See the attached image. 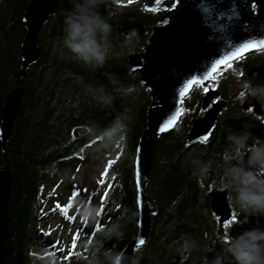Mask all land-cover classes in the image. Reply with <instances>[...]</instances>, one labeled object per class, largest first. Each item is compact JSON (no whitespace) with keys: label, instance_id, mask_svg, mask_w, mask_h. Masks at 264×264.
<instances>
[{"label":"trees","instance_id":"16d2710c","mask_svg":"<svg viewBox=\"0 0 264 264\" xmlns=\"http://www.w3.org/2000/svg\"><path fill=\"white\" fill-rule=\"evenodd\" d=\"M27 3L28 0H0V121L7 95L21 85L24 88L21 108L5 147L0 138V169L8 164L12 174L6 264H46L45 260L55 264H108L103 253L119 252L136 231L134 161L151 101L147 87L140 83L141 76L129 73L127 51L136 48L139 38L125 44L124 33L118 27L139 21L151 34L161 23L160 16L144 11L143 0H104L99 11L112 25V54L102 67H93L74 61L63 47L64 14L71 2L59 0L56 13L38 35L41 58L23 76ZM239 72L243 75H237ZM114 80L118 83L113 84ZM216 81L214 86L226 106L211 138L187 145L191 121L201 115L203 91L197 86L191 95L197 97L196 111L189 122L179 123L175 130L162 135L153 151L147 197L159 211L152 218L147 242L135 253L139 264H209L214 253L225 247V237L246 228L264 227V216L249 217L235 207V224L228 229L219 227L210 210L208 194L211 186L222 188V153L228 132L250 131L264 136V119L242 108V95H233L236 83L264 84V50L243 57L237 69L224 71ZM127 84L130 87L125 89ZM242 93L247 92L243 89ZM101 96H110L111 104L102 103ZM117 115L124 118L127 130L123 141L114 143L117 157L108 164V171L113 169L114 174L103 192L102 211L93 232L83 241L77 234L67 247L50 246L43 223L47 206L56 201L48 184L56 185L65 167L85 162L88 150L103 142L99 132ZM88 127L93 128V133L87 131ZM78 129L85 130L82 137L75 136ZM193 159L207 164V173L201 174ZM114 192L123 193L121 205L103 220L107 201ZM114 224L120 225V239L105 236ZM185 240L192 245L188 252L180 251ZM99 245L101 250L94 258L93 246Z\"/></svg>","mask_w":264,"mask_h":264},{"label":"water","instance_id":"95a60500","mask_svg":"<svg viewBox=\"0 0 264 264\" xmlns=\"http://www.w3.org/2000/svg\"><path fill=\"white\" fill-rule=\"evenodd\" d=\"M161 2L144 0L143 9L153 12ZM58 6L59 0H28L23 19L27 28L22 50L23 76H26L27 68L41 58L38 35ZM158 14L161 21L167 22L154 27L150 36L146 34L145 25L139 21L118 27L125 34L132 29L137 31L138 46L144 47V50L127 52L129 73L140 75V83L147 87L151 95L146 128L140 136L134 161L136 231L120 250L127 257H134L141 247L138 243L140 239L147 242L152 230V218L159 211L158 205L152 203L146 194L152 154L159 138L175 129L182 114L167 131L161 132L160 128L178 108H182L181 100L184 101L194 87L184 97L180 96V91L188 80L201 79L215 60L236 46L264 40V0H174L172 7L158 10ZM262 49L250 50L245 55ZM208 83L205 81L200 85L208 89L201 100V109L207 112L192 121L187 135L189 146L202 141L204 136L211 138L218 115L225 106L224 100L210 106L219 97V90ZM23 93L21 85L6 97L0 121V138L4 147L12 135ZM243 107H252L255 114L264 116V105L250 95L244 100ZM84 133L85 130H79L76 136L81 137ZM11 183L12 174L9 165L5 164L0 169V264H6L7 209ZM209 207L217 216L219 226L227 223L234 214L229 192L216 186L209 190Z\"/></svg>","mask_w":264,"mask_h":264},{"label":"clouds","instance_id":"9594fccd","mask_svg":"<svg viewBox=\"0 0 264 264\" xmlns=\"http://www.w3.org/2000/svg\"><path fill=\"white\" fill-rule=\"evenodd\" d=\"M71 8L64 14L63 37L61 43L76 62L93 67H102L112 54L110 35L112 25L99 11L104 0H70ZM135 29L124 34L125 44H131L137 37ZM118 83L113 81V84ZM248 95L264 100V84L253 85L245 81L242 85ZM103 92V89H101ZM101 102L110 105V96H101ZM124 118L117 115L99 132L103 146L122 142L126 133ZM87 131L93 133V128ZM222 153L223 172L221 187L229 192L232 202L246 216H264V136L253 135L250 131H230L225 137ZM194 166L201 174L207 173L208 165L193 159ZM98 209L88 208L85 219H95ZM247 222V221H246ZM105 236L120 239L119 224L107 230ZM221 251L215 252L209 264H264V227L246 228L235 236L224 238ZM88 245H86L87 247ZM102 245L93 246V257L100 252ZM192 245L185 240L180 251L188 252ZM108 264H138L134 257L124 252L105 251ZM50 264L55 261L50 260ZM90 264H94L90 262Z\"/></svg>","mask_w":264,"mask_h":264},{"label":"rangeland","instance_id":"374dc122","mask_svg":"<svg viewBox=\"0 0 264 264\" xmlns=\"http://www.w3.org/2000/svg\"><path fill=\"white\" fill-rule=\"evenodd\" d=\"M135 50H138L137 46ZM240 64V61L235 62L233 69H237ZM242 85L243 82H240L233 86V95L241 96L243 92ZM244 96L245 94L242 95V100ZM196 101V96L185 100L181 124L185 125V122H189L195 113ZM103 144L104 142L96 144L88 150V159L85 162L65 167L57 178L56 185L49 181L47 189L56 203L52 202L47 206L43 229L47 234L46 242L50 246L55 248L67 247L71 239L77 234L80 240L83 241L86 236L93 232L98 215H95V219H85L83 214L88 208H95L98 209L99 213L101 212L100 205L103 192L108 180L114 174L113 169L108 171V164L109 161L115 160L117 157V149L114 143L109 144L107 147H104ZM158 158L159 162L163 161L160 154H158ZM123 197V193L114 192L111 194L107 201L108 210H105L101 217L103 220L107 219L113 208L121 205ZM57 205L60 207L58 208ZM232 205L239 210L233 202ZM45 262L50 264L49 260H45Z\"/></svg>","mask_w":264,"mask_h":264},{"label":"snow or ice","instance_id":"6c2138e0","mask_svg":"<svg viewBox=\"0 0 264 264\" xmlns=\"http://www.w3.org/2000/svg\"><path fill=\"white\" fill-rule=\"evenodd\" d=\"M132 2L133 0H128V3H132ZM159 2L160 0H157V3ZM262 48H264V40H260L258 42L256 41L244 42L236 46L234 50H231L225 53L220 59L215 60L213 64L211 65L210 70H208L201 79L193 78V79L188 80L184 88L180 91V96L184 97L189 92L190 89H192L194 86L202 85L205 81H216L220 76H222L224 71L233 69V61L242 59L244 55L250 50L262 49ZM237 75L242 76L243 72H239L237 73ZM204 90L207 91L208 89L205 88ZM241 95H243V93H241ZM181 104H183V100H181ZM183 111H184L183 108H178L176 112L162 125V127L160 128V131L161 132L167 131L170 127L174 126L175 123L177 122V118L182 114ZM208 139H209L208 136H204L201 142H207ZM107 195L108 193L106 192L105 197H107ZM57 207L59 208L60 206L57 205ZM99 214L100 213L97 212V215ZM236 221H237V217L236 215L233 214L231 219L228 220L227 223L223 224V227L228 229L231 226H233ZM96 230L99 231L100 228H97ZM138 243L139 245L142 246L145 244V240L140 239ZM74 247H75V244H73V248Z\"/></svg>","mask_w":264,"mask_h":264},{"label":"bare ground","instance_id":"6f19581e","mask_svg":"<svg viewBox=\"0 0 264 264\" xmlns=\"http://www.w3.org/2000/svg\"><path fill=\"white\" fill-rule=\"evenodd\" d=\"M27 8V7H26ZM25 15V14H24ZM39 45V44H38ZM23 67V66H22Z\"/></svg>","mask_w":264,"mask_h":264}]
</instances>
